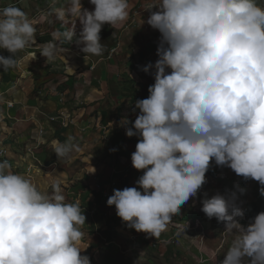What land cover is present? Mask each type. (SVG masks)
Here are the masks:
<instances>
[{"label":"clouds","instance_id":"obj_1","mask_svg":"<svg viewBox=\"0 0 264 264\" xmlns=\"http://www.w3.org/2000/svg\"><path fill=\"white\" fill-rule=\"evenodd\" d=\"M89 3L91 12L82 0H63L33 17L15 4L0 8V49L11 53L0 56V66L16 68L17 54L27 59L34 36H45L39 25H64L69 17L72 26L52 31L40 55L49 63L64 57L61 45L73 40L78 20L80 51L102 56V26L126 21L129 0ZM145 9L151 12L147 24L158 30V59L142 69H154V83L147 98L135 101L139 114L125 133L140 137L131 164L143 175L134 187L114 189L106 203L128 227L159 238L206 182L209 165H226L264 186V0H149ZM0 150L1 160L7 151ZM79 151L73 136L54 141L59 159ZM51 188L39 191L31 178L0 161V264H91L81 255L87 248L83 210L58 182ZM259 191L264 196V187ZM201 211L235 237L220 264H264V212L247 224L234 199L221 194L203 199ZM195 228L198 218L182 230Z\"/></svg>","mask_w":264,"mask_h":264},{"label":"crops","instance_id":"obj_2","mask_svg":"<svg viewBox=\"0 0 264 264\" xmlns=\"http://www.w3.org/2000/svg\"><path fill=\"white\" fill-rule=\"evenodd\" d=\"M136 2L129 0L126 21L102 26V56L80 51L82 25L76 20L73 40L61 45L67 50L62 54L65 59L47 62L38 52L42 44L35 40L25 49L27 59H21L24 53L17 54L16 68L4 71L0 66V149L7 151L0 161L7 160L14 173L31 178L41 192L51 193L58 182L65 197L79 203L86 217L82 247L87 248L81 255L88 256L91 264H220L230 247L224 244L225 224L208 218L201 208L203 199L216 194L231 198L241 194L245 178L226 165H209L206 182L172 216L173 223L159 238L128 227L116 215L115 206L106 203L114 189L134 187L143 175L131 164L140 137H128L124 128L132 127L139 114L135 101L147 98L154 83V69H142L158 59V30L147 24L151 12L141 7V0ZM53 3L60 6L63 0H0V8L15 4L33 17ZM82 4L94 10L89 0ZM68 19L64 25L39 27L52 39L55 29L72 26V18ZM33 53L36 58L31 60ZM0 56L11 53L0 49ZM7 102L13 107L6 108ZM68 136L75 138L80 151L70 160L59 159L54 141L64 142ZM92 168L95 171L90 173ZM248 180L246 185L253 181ZM197 218L200 229L182 230Z\"/></svg>","mask_w":264,"mask_h":264},{"label":"rangeland","instance_id":"obj_3","mask_svg":"<svg viewBox=\"0 0 264 264\" xmlns=\"http://www.w3.org/2000/svg\"><path fill=\"white\" fill-rule=\"evenodd\" d=\"M142 1V3H139L140 5H141V7H145L146 6V4H147V1H149V0H141ZM157 9L156 8H154L153 9V11H156ZM151 14V13H150ZM141 59V58H140ZM127 68H130V64L128 65V66H126ZM123 80L125 81V82H128V79L127 78H125L124 76H123ZM127 114V112H124V115H126ZM212 166H214L215 168H217V166L216 165H212ZM238 182L240 181L239 179L237 180ZM249 180L247 179H242L241 180V185H240V193L241 194H239V195H237V196H233V199H234V201H235V204H236V206H238V207H240L242 210H243V212H245V207L248 205V203L249 202H251L252 201V195H251V190H252V188H253V186H254V184H255V182H257V181H255V180H253V181H251V183L249 184V185H246L247 184V182H248ZM238 190V189H237ZM241 190H243V191H241ZM217 235H221V230H219L218 232H217ZM216 235V236H217ZM227 241L224 243L225 245H228V246H231V243H232V240L235 238L233 235H231V234H227ZM216 242V241H215ZM228 250V249H227ZM226 250V251H227Z\"/></svg>","mask_w":264,"mask_h":264},{"label":"trees","instance_id":"obj_4","mask_svg":"<svg viewBox=\"0 0 264 264\" xmlns=\"http://www.w3.org/2000/svg\"><path fill=\"white\" fill-rule=\"evenodd\" d=\"M137 1V0H136ZM36 43L38 44H44L47 42H50L52 39L48 36H39L35 35ZM125 130L127 127L124 128ZM261 187H264L259 184V182H256L251 190V195L253 196V200L248 203V205L245 207V216H246V222L247 224L252 221V219L260 212H264V196L260 195L259 189Z\"/></svg>","mask_w":264,"mask_h":264},{"label":"built area","instance_id":"obj_5","mask_svg":"<svg viewBox=\"0 0 264 264\" xmlns=\"http://www.w3.org/2000/svg\"><path fill=\"white\" fill-rule=\"evenodd\" d=\"M159 40H160V39H159ZM6 106H7V107H12L13 104H12L11 102H7V103H6ZM4 153H5L4 150H0V156H3Z\"/></svg>","mask_w":264,"mask_h":264}]
</instances>
